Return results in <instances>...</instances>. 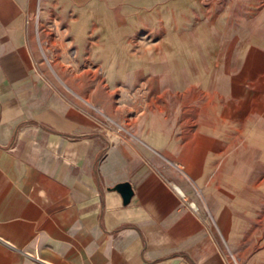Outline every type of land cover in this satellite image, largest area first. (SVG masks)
<instances>
[{
	"label": "crops",
	"instance_id": "0c3cea01",
	"mask_svg": "<svg viewBox=\"0 0 264 264\" xmlns=\"http://www.w3.org/2000/svg\"><path fill=\"white\" fill-rule=\"evenodd\" d=\"M206 1L226 23L259 25L252 43L203 57L212 81L203 104L194 89V113H137L120 131L61 91L39 56L33 26H70L57 11L70 0H0V264H232L215 225L188 205V176L214 167L213 138L241 135L223 126L257 119L264 136V0ZM51 67L67 72L63 59Z\"/></svg>",
	"mask_w": 264,
	"mask_h": 264
},
{
	"label": "rangeland",
	"instance_id": "374dc122",
	"mask_svg": "<svg viewBox=\"0 0 264 264\" xmlns=\"http://www.w3.org/2000/svg\"><path fill=\"white\" fill-rule=\"evenodd\" d=\"M57 11L70 15V26H33L40 35V58L61 91L93 104L107 128L120 131L131 129V116L137 113H194V89H203V104L212 81L203 57L247 50L252 42L245 39L260 27L243 25L242 19L226 23L223 9L206 0L199 8L195 0H70V12ZM56 58L65 61L67 72L52 71ZM259 123L223 126L235 134L242 128L241 135L213 138L219 147L214 167L188 176L195 186L190 201L215 225L232 264H264V136L256 130ZM237 197L248 199V207Z\"/></svg>",
	"mask_w": 264,
	"mask_h": 264
},
{
	"label": "water",
	"instance_id": "95a60500",
	"mask_svg": "<svg viewBox=\"0 0 264 264\" xmlns=\"http://www.w3.org/2000/svg\"><path fill=\"white\" fill-rule=\"evenodd\" d=\"M115 188L121 193L123 202H128L131 194L132 188L128 181H121L115 184Z\"/></svg>",
	"mask_w": 264,
	"mask_h": 264
},
{
	"label": "built area",
	"instance_id": "2783aa9c",
	"mask_svg": "<svg viewBox=\"0 0 264 264\" xmlns=\"http://www.w3.org/2000/svg\"><path fill=\"white\" fill-rule=\"evenodd\" d=\"M176 190H177L180 194H182V193L178 190V188H176ZM188 205H189L194 211L198 210V206L195 205L194 202H192V201H188Z\"/></svg>",
	"mask_w": 264,
	"mask_h": 264
},
{
	"label": "bare ground",
	"instance_id": "6f19581e",
	"mask_svg": "<svg viewBox=\"0 0 264 264\" xmlns=\"http://www.w3.org/2000/svg\"><path fill=\"white\" fill-rule=\"evenodd\" d=\"M179 190V189H178ZM181 192V191H180ZM182 193V192H181Z\"/></svg>",
	"mask_w": 264,
	"mask_h": 264
}]
</instances>
